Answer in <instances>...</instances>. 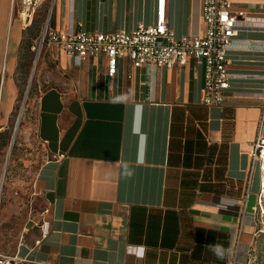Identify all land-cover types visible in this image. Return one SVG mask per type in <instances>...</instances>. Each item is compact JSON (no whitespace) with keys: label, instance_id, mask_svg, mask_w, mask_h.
Segmentation results:
<instances>
[{"label":"crops","instance_id":"crops-1","mask_svg":"<svg viewBox=\"0 0 264 264\" xmlns=\"http://www.w3.org/2000/svg\"><path fill=\"white\" fill-rule=\"evenodd\" d=\"M232 1L246 9L247 27L228 54L225 102L208 107L205 66L194 58L173 69L122 59L114 77L105 57L79 64L46 46L33 58L46 26L131 31L155 23L158 0H47L27 28L18 1L0 0V135L34 71L23 137L45 155L34 179L44 224L30 220L7 255L38 264H246L264 232V162L252 157L264 136V0ZM202 9L203 0H166L178 38L205 35Z\"/></svg>","mask_w":264,"mask_h":264},{"label":"built area","instance_id":"built-area-1","mask_svg":"<svg viewBox=\"0 0 264 264\" xmlns=\"http://www.w3.org/2000/svg\"><path fill=\"white\" fill-rule=\"evenodd\" d=\"M17 1L19 16L27 28L34 23L38 11L47 0ZM202 15L206 24L204 36L178 38L168 23L166 0H158L153 25H140L131 31L108 34L74 30L58 32L46 26L34 41L33 50L39 56L46 46H54L72 56L79 64L90 58L105 57L109 77L115 76L122 59H129L136 68L173 69L194 58L198 64L205 66L204 104L208 107L222 106L226 92L231 89L228 54L234 47L239 30L247 27L248 13L246 9L236 7L232 0H203ZM252 157L255 161L264 162L263 135H259L254 144ZM263 204L264 185L259 197L262 211ZM0 264L38 263L18 255L0 253Z\"/></svg>","mask_w":264,"mask_h":264},{"label":"rangeland","instance_id":"rangeland-1","mask_svg":"<svg viewBox=\"0 0 264 264\" xmlns=\"http://www.w3.org/2000/svg\"><path fill=\"white\" fill-rule=\"evenodd\" d=\"M36 23L42 22L41 15ZM40 32V29H39ZM34 60L37 53L34 52ZM28 74V73H27ZM22 98L14 113L10 128L0 135V253L10 254L14 251L18 238L30 220L36 226L42 227L44 215L39 195L34 189V179L45 155L41 144L30 137H23L27 125L29 103L32 95L36 94L34 81L31 82L30 92L26 96L28 79L23 81ZM24 106V107H23ZM20 124L18 123L19 116ZM18 123V124H17ZM15 141L11 149V141ZM6 140V145L1 147ZM259 220L264 222V211L260 210ZM264 264V234L258 236L250 251L246 264Z\"/></svg>","mask_w":264,"mask_h":264},{"label":"water","instance_id":"water-1","mask_svg":"<svg viewBox=\"0 0 264 264\" xmlns=\"http://www.w3.org/2000/svg\"><path fill=\"white\" fill-rule=\"evenodd\" d=\"M33 76H34V71L32 72L31 80H30V82H29V84H28V87H27L26 96H25V100H24V105H25L26 98H27V96H28V94H29V91H30V87H31V82H32V80H33ZM23 107H24V106H23ZM21 117H22V116L20 115V118H21ZM15 134H16V132L14 133V136H13L12 141H11V149H12L13 144H14V141H15Z\"/></svg>","mask_w":264,"mask_h":264},{"label":"clouds","instance_id":"clouds-1","mask_svg":"<svg viewBox=\"0 0 264 264\" xmlns=\"http://www.w3.org/2000/svg\"><path fill=\"white\" fill-rule=\"evenodd\" d=\"M212 250H213L218 256L222 255V249L220 248L219 245H214V246H212ZM142 252H143V249L141 248V254H142Z\"/></svg>","mask_w":264,"mask_h":264},{"label":"trees","instance_id":"trees-1","mask_svg":"<svg viewBox=\"0 0 264 264\" xmlns=\"http://www.w3.org/2000/svg\"><path fill=\"white\" fill-rule=\"evenodd\" d=\"M263 234H264V232H263Z\"/></svg>","mask_w":264,"mask_h":264},{"label":"bare ground","instance_id":"bare-ground-1","mask_svg":"<svg viewBox=\"0 0 264 264\" xmlns=\"http://www.w3.org/2000/svg\"><path fill=\"white\" fill-rule=\"evenodd\" d=\"M264 210V209H263Z\"/></svg>","mask_w":264,"mask_h":264}]
</instances>
